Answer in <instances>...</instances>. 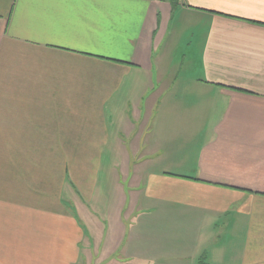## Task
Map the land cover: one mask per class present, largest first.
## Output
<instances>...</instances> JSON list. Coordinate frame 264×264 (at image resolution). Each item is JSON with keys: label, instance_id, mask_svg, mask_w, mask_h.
Returning <instances> with one entry per match:
<instances>
[{"label": "crops", "instance_id": "obj_1", "mask_svg": "<svg viewBox=\"0 0 264 264\" xmlns=\"http://www.w3.org/2000/svg\"><path fill=\"white\" fill-rule=\"evenodd\" d=\"M90 259L264 264V0H0V264Z\"/></svg>", "mask_w": 264, "mask_h": 264}, {"label": "rangeland", "instance_id": "obj_2", "mask_svg": "<svg viewBox=\"0 0 264 264\" xmlns=\"http://www.w3.org/2000/svg\"><path fill=\"white\" fill-rule=\"evenodd\" d=\"M119 161H120L119 158L110 159L108 155L105 156V158L102 161V167L101 168L103 170V173H100L99 176H101V178H102L103 193H104L105 198H109L111 196V191H112L113 195L115 194L114 191H113V183L110 181V168L114 167L113 164L115 165ZM123 169L124 168H122V170ZM117 170H118V172H120V167L117 168ZM109 188H112V189L110 190ZM116 192H118V191H116ZM66 196H67V194H65L63 200H66ZM95 203H99V200L95 201ZM68 204H70V203H68ZM91 205L92 206L89 205L90 206L89 207L90 208V212H91V214H93V215L95 214L96 215V212L94 210V208L96 207V204H95V206H93V203ZM67 206H69V205H67ZM104 208H106V205H104ZM106 213H107V211L105 209V214ZM90 228H91V226H90ZM7 258H9V257L7 256ZM89 261H91V259L88 260V262L84 261L83 263H82V261H80L79 264H89L90 263Z\"/></svg>", "mask_w": 264, "mask_h": 264}]
</instances>
